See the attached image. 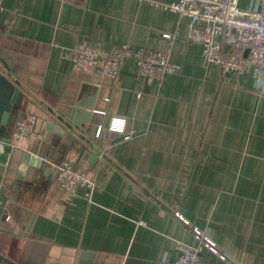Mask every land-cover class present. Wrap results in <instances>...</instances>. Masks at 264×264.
I'll return each mask as SVG.
<instances>
[{
	"label": "crops",
	"instance_id": "0c3cea01",
	"mask_svg": "<svg viewBox=\"0 0 264 264\" xmlns=\"http://www.w3.org/2000/svg\"><path fill=\"white\" fill-rule=\"evenodd\" d=\"M171 1L0 0V59L22 93L14 123L36 117L37 138L18 141L13 128L12 143L40 146L46 160L38 171L14 160L0 174V249L58 264H174L198 245L179 215L233 259L203 249L201 260L264 264V80L253 66L238 75L207 63L188 18L152 4ZM238 6L260 10L264 0ZM83 40L105 52L169 47L179 70L148 84L128 57L116 79L74 82ZM75 105L104 113L97 136L66 119L76 147L97 156L92 165L72 151L62 159L95 181L91 201L84 187L72 195L55 180L67 141L58 117ZM112 117L125 119L131 139L111 144L103 126Z\"/></svg>",
	"mask_w": 264,
	"mask_h": 264
},
{
	"label": "built area",
	"instance_id": "2783aa9c",
	"mask_svg": "<svg viewBox=\"0 0 264 264\" xmlns=\"http://www.w3.org/2000/svg\"><path fill=\"white\" fill-rule=\"evenodd\" d=\"M152 4L160 10L188 18L189 40L201 45L202 55L207 63L217 65L221 72H234L238 75L244 74L248 66H253L260 79L264 80V9L242 10L238 6V0H174ZM176 36L177 32L173 35L163 34L162 38L171 43ZM73 56L77 71V77L72 79L74 82L95 74L110 80L116 79L128 57L136 60L137 74L148 84L179 70V65L170 60L169 47L163 50L140 48L132 51L123 44L113 46L105 52L97 43L83 40L73 49ZM107 88L110 90L111 86ZM109 100V97L104 98L105 102ZM98 113L104 115L103 112ZM35 123L34 115H23L14 125L15 138L18 141L37 138ZM101 130V126H98L95 135H99ZM106 131L113 135L112 145L129 140L134 134V131L125 132V119L119 117L110 119ZM55 169V180L61 189L73 195L78 187H84L85 196L91 201L96 183L88 177L85 169L75 170L67 161ZM177 217L193 229L198 245L184 246L174 264H208L201 260L203 249H208L221 260L233 261L226 252L218 250L203 231L192 227L181 216Z\"/></svg>",
	"mask_w": 264,
	"mask_h": 264
},
{
	"label": "water",
	"instance_id": "95a60500",
	"mask_svg": "<svg viewBox=\"0 0 264 264\" xmlns=\"http://www.w3.org/2000/svg\"><path fill=\"white\" fill-rule=\"evenodd\" d=\"M2 69V70H1ZM4 70V71H3ZM8 73L6 74L5 73ZM22 93L17 87V83L11 80L9 77V66L5 59H0V174L4 172L6 166H11L14 160H18L19 164L27 167L30 170L38 171L45 165L44 158L40 153V146L33 151L20 150L12 143V130L14 128V119L18 113L19 102ZM103 115L96 111H87V108L75 105L74 107H68V111L63 114V117H58L61 128V136H64L67 141L62 148L63 156L57 161L56 165L59 166L62 163L64 154L68 151L76 152L78 156H88L87 147H76L74 135L69 131L70 125L66 119H71L75 125L91 124L94 126V134L97 131V127L102 123ZM108 121L105 122L104 128H107ZM15 125V123H14ZM53 127H48L52 130ZM108 133V131H106ZM110 134V133H109ZM42 144V143H41ZM97 160V156L89 155V164L92 165ZM56 166V167H57ZM56 176V170H55ZM18 253L9 254L3 249H0V264H58L52 261H31L25 259ZM82 264V263H77Z\"/></svg>",
	"mask_w": 264,
	"mask_h": 264
}]
</instances>
